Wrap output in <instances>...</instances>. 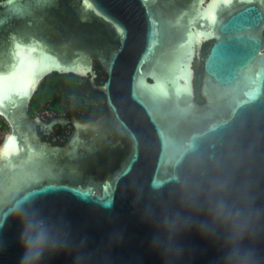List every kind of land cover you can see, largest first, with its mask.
<instances>
[{
    "label": "water",
    "instance_id": "1",
    "mask_svg": "<svg viewBox=\"0 0 264 264\" xmlns=\"http://www.w3.org/2000/svg\"><path fill=\"white\" fill-rule=\"evenodd\" d=\"M263 32L264 0H0V116L17 131L0 147V264H264ZM51 73L107 108L77 123L98 147L74 136L62 159L127 140L103 180L42 176L59 153L19 134Z\"/></svg>",
    "mask_w": 264,
    "mask_h": 264
},
{
    "label": "flooded vegetation",
    "instance_id": "2",
    "mask_svg": "<svg viewBox=\"0 0 264 264\" xmlns=\"http://www.w3.org/2000/svg\"><path fill=\"white\" fill-rule=\"evenodd\" d=\"M211 43L209 45V48L211 46ZM204 45L208 44H203V46L198 49V52H200L201 54L204 53ZM205 55L203 56V58L205 57ZM97 68L102 71V69L95 63L94 70L96 73ZM192 69V85L194 93L193 99L196 103L203 104L205 103V97L201 93L203 77L202 60H194ZM37 90L35 91V93L37 92ZM35 93L33 94L28 104L27 117L23 121V126L18 129L19 131H21V133L19 134L27 132L29 134L28 142L34 143L35 146H38V149L40 147L44 150L46 148H48L49 150L55 149V152L59 153H55L59 155V157L55 155V158L49 159L48 167L39 169V173L42 176L52 178L55 182L60 181L63 178L77 180L79 174L82 178L88 177L92 180H103L104 178H106L112 167L117 166L119 162H121L124 158L127 140L123 133L113 132L111 134L103 136L105 138V141L110 140L113 143L117 140H120L121 145H123L122 147L118 146L113 149L107 147L106 150L102 153H95V151L92 157L89 159H62L60 157V153L61 150L70 146L71 140L74 138V136H80L84 140H91L93 142V145H95V147H98V141L101 139L100 137H94L99 134L98 128H94L90 131L83 129L79 130L77 128V123H92L98 119L105 118L107 115V108L105 112H102L100 114L94 113L93 111L89 112L87 110H83V108H77V106L74 105L72 101H67L64 97H59L61 99V104L57 106L55 103L51 102V99H49V97L40 99L38 101L34 100ZM107 125L108 124H105L102 127V130L104 132L103 134H106L109 131ZM32 133L34 134L35 141L34 137L31 136ZM15 134H17V131H14L13 128H11L10 124L2 116H0V147L10 135ZM45 161L46 160H42L43 165L45 164Z\"/></svg>",
    "mask_w": 264,
    "mask_h": 264
},
{
    "label": "trees",
    "instance_id": "3",
    "mask_svg": "<svg viewBox=\"0 0 264 264\" xmlns=\"http://www.w3.org/2000/svg\"><path fill=\"white\" fill-rule=\"evenodd\" d=\"M208 50L209 45H204V54H207ZM96 71L95 83L101 85L105 81L106 75L99 68ZM48 97L57 106L61 104L59 97H64L67 101H72L77 108L97 114L106 111L103 92L94 89L86 78H80L73 74L51 73L46 76L35 93L34 100L38 101Z\"/></svg>",
    "mask_w": 264,
    "mask_h": 264
},
{
    "label": "snow or ice",
    "instance_id": "4",
    "mask_svg": "<svg viewBox=\"0 0 264 264\" xmlns=\"http://www.w3.org/2000/svg\"><path fill=\"white\" fill-rule=\"evenodd\" d=\"M219 2H220V0H217V3H219ZM222 2L225 5H227V4L231 3V0H222ZM208 18H209L211 23H215V20H216L215 9L210 14H208ZM20 91L22 93L26 94L27 88L25 86L21 85L20 86ZM13 140H14V138H9V140L7 142L8 146H11L13 144Z\"/></svg>",
    "mask_w": 264,
    "mask_h": 264
},
{
    "label": "rangeland",
    "instance_id": "5",
    "mask_svg": "<svg viewBox=\"0 0 264 264\" xmlns=\"http://www.w3.org/2000/svg\"><path fill=\"white\" fill-rule=\"evenodd\" d=\"M210 43H211V41H208V42L203 43V44H208V45H210ZM203 44H202V46H203ZM204 55H205L204 53L200 55V57H199V61L202 60V58H203Z\"/></svg>",
    "mask_w": 264,
    "mask_h": 264
}]
</instances>
